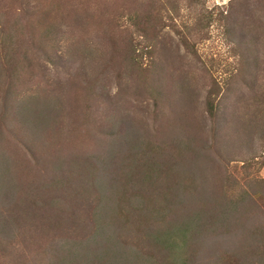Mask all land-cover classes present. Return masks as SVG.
Here are the masks:
<instances>
[{
  "label": "rangeland",
  "instance_id": "obj_1",
  "mask_svg": "<svg viewBox=\"0 0 264 264\" xmlns=\"http://www.w3.org/2000/svg\"><path fill=\"white\" fill-rule=\"evenodd\" d=\"M185 220L183 264H264V0H0V264H168Z\"/></svg>",
  "mask_w": 264,
  "mask_h": 264
},
{
  "label": "trees",
  "instance_id": "obj_2",
  "mask_svg": "<svg viewBox=\"0 0 264 264\" xmlns=\"http://www.w3.org/2000/svg\"><path fill=\"white\" fill-rule=\"evenodd\" d=\"M108 214L105 213V220L100 219L98 228H105L109 223L107 221ZM152 216L151 218H153ZM204 227L201 224V228ZM200 228V227H199ZM203 231V230H202ZM189 235L199 236V230L192 227L190 221L179 222L170 226L168 229L151 235L150 239L167 249L166 261L168 264H183L186 260V246L189 245ZM165 251V249H164ZM184 257V258H183Z\"/></svg>",
  "mask_w": 264,
  "mask_h": 264
}]
</instances>
